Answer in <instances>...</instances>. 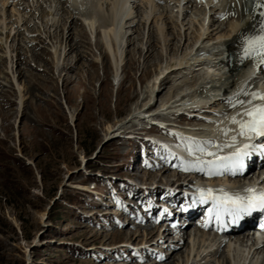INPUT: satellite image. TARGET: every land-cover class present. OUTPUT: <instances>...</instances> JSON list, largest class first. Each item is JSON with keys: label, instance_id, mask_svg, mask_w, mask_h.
I'll list each match as a JSON object with an SVG mask.
<instances>
[{"label": "rangeland", "instance_id": "obj_1", "mask_svg": "<svg viewBox=\"0 0 264 264\" xmlns=\"http://www.w3.org/2000/svg\"><path fill=\"white\" fill-rule=\"evenodd\" d=\"M64 1L61 7L57 0H16L0 10V102L11 104L0 106V264L263 263V253L250 261L251 247L239 239L215 246L201 215L186 225L192 227L184 241L164 237L173 228L163 220L165 207L190 186L226 182L170 163L156 142L175 138L155 126L164 122L169 130L210 139L220 122L239 113L230 107L247 80L230 92L213 91L228 74L214 62L194 66L200 53L193 48L223 49L219 44L248 14L227 18V12L249 3L180 0L178 7V0H128L125 8L117 5L124 16L116 44L96 16L115 0H100L91 21L83 7ZM101 32L107 33L102 47ZM69 33L77 50L64 58ZM253 65L242 67L241 76L263 89L264 75ZM195 85L207 88L204 97L192 99ZM182 95L190 104L180 105ZM166 164L171 169L162 181L147 179Z\"/></svg>", "mask_w": 264, "mask_h": 264}, {"label": "bare ground", "instance_id": "obj_2", "mask_svg": "<svg viewBox=\"0 0 264 264\" xmlns=\"http://www.w3.org/2000/svg\"><path fill=\"white\" fill-rule=\"evenodd\" d=\"M15 1L16 0H4L1 3V6H2L1 8L3 9L5 7V5H7L8 3H9L8 5H11ZM57 1H58L57 6L58 5H61V7L66 6V3H65L64 0H57ZM71 1H72L71 4L73 6H75V7H77V6L83 7V11H84L83 16H84L85 19H87L89 21H91V19L94 18L93 17V14L95 13L94 10L97 11L96 13L98 14V12H99L97 10L98 7L99 6L102 7V5H103V3L100 2V0H71ZM127 1L128 0H124L123 3L122 2L120 3V1L115 0L114 4H112L110 6V8L108 7L109 10L107 11V13L103 14V13L100 12L98 15H96V16L99 17L100 23L103 25L102 27L105 28L106 30H108L110 32V33H108V38H109V40H110L111 43L118 44L117 42H118L119 39L117 37V34L115 32V29H117L116 27H117V24L120 22L119 20H121V18H123V17H121L123 13L121 15H120V13H118V11H120V9H119L118 6L119 5H122L123 6L124 3L127 2ZM187 1L188 0H185V3L184 4H187L188 5L189 2L186 3ZM208 1H212L213 2V0H208ZM217 1H219V2L221 1L222 2L224 0H217ZM217 1H214V2H217ZM227 1L229 2V0H227ZM179 2H180V0H178V5H177L178 7H179ZM55 3H56V1H55ZM247 3H249V5H248L247 8L244 7V8H241L242 10H239L238 11L237 7H235L236 11L233 9V10L229 11V13L227 12V14H226L227 15V18L229 16H233L234 18L235 17L236 18H240V17H242V11L243 12L247 11L248 14H247V17L246 18L244 17L245 19H244L243 23L240 26H236L235 28L232 29V32H233L232 36L230 38L228 37L229 39H227L224 42H222L221 44H219V45H222L223 46V49H219L218 47H213V46L212 47L205 46V45L204 46H201V44L198 45L197 47L194 46V48H193V50L195 49V52H198L199 51V53H200L199 54L200 57L198 56L197 58L196 57L194 58V61L195 62L196 61H199L198 63H195V65L193 64L194 66H200V65H202V66H207L208 67V65H210L211 63L212 64L215 63L218 67H220V69H223V70L225 69V71H223L224 74H228V75H225L226 76L225 79L223 78V80L221 81L220 84H218V86H216L215 84H212L213 81H214L213 78H210L211 80H209V78H207V80H209V81H206L205 80V83H211L212 84L210 86V88L212 87L213 88V91L214 90H216L217 92H220L221 91L222 93H224V92H230V91H232V90H234V89L237 88V86L240 84V81L242 79L247 80L243 84L244 87H242V88L240 87L242 90L239 92L238 97L241 96L242 98L239 101H248V100L251 99V95L250 96H248V95L245 96V94H246V92L248 90H251L253 88V86H254V80L252 81L251 79H248V77H249L248 74L246 75L247 78H244L245 76L244 75L241 76V74H244V70H245V69L243 70L242 67H245V66L248 67V65L250 66L251 64H253L255 62L257 56L253 55L251 58H246L245 57L244 52H243V48H242V45H241V42L238 39V35L240 33H242V32L250 31V25L253 24L254 18H255V20L258 21L260 19L259 13L260 12H264V0H249V1L246 0V4ZM256 4H260L261 7L257 8L255 6ZM96 5H98V7ZM123 7L125 8V6H123ZM123 16H124V14H123ZM71 20H74V18L70 19L69 22ZM69 22H68V25H69ZM106 35H107V33L104 34V32H101V34H99V38H100L99 40L101 41V47H102V45L105 46L107 44V42H106L107 41L106 40ZM71 39H72V34L69 33L68 36L65 39L68 42V44H67L68 50H67V54H65V57L64 58L68 57V55L70 53H72V52L75 53L76 50H77V46L75 44H71ZM204 40H206V39H204ZM208 41H210V39ZM119 45H120V43H119ZM199 48H200V50H198ZM109 50H110V48H109ZM109 53H111V52H109ZM21 54H22V52H21ZM108 54H106V53L103 54V58L105 57V59L108 60ZM213 56L215 57L214 58L215 61H214V59L213 60L211 59ZM204 57L205 58L207 57V58L205 59ZM34 58H35V60H38V61H41L42 60V57L39 56V55H36V57H34ZM208 58H210V59L208 60ZM203 59H205V60H203ZM178 64L179 63L175 64V66L176 67H179L180 65H178ZM65 65H67V64H65ZM70 68L71 67L68 68L69 71H70ZM162 72H163L162 74H165L166 69L165 70H162ZM245 73H247V72H245ZM258 73L259 74L260 73H263L264 74V69L261 68V67H259L258 68ZM201 80L204 81V78L203 79L201 78ZM66 82H68V80H66ZM195 87H196V85H195ZM206 89L205 88H199V86L196 87L195 90H194V92H193V94H192V95H194V96H192V99L194 97H198V96L199 97H204L203 94H204V91H206ZM256 92L257 93H264V88L261 89V90H257ZM186 97H187V95H182L181 96L180 100L178 101L180 103V105H183L184 106V104H190V103H188L186 101ZM232 100L235 101L234 99H232ZM215 101H213L212 103H215ZM229 102H230V104H232L231 101H229ZM253 103L256 104L255 101ZM0 104H1L0 106L2 107L1 109H5L6 107L11 106L10 102L4 101V99H2V102H0ZM235 105H236L235 107L232 106L230 108L231 109L232 108L233 109L234 108H237V110H238L239 113L236 114V115H234L233 117H235L237 121L246 120V117L242 116L241 113H243L245 111L244 108L247 107V105H245V106L242 107V106H240L239 103H236V102H235ZM166 109H172V108H171V106H168ZM145 112H150V111H146V109H145ZM231 121H232V118L230 117V120H228L227 124L228 123H231L230 124V127L232 126L230 128L231 129V132H230L229 135H227L226 137H223L221 139V140H224L226 142V143L224 142L223 145H229V144H231L233 142V137H235V141H238V140H241V139L244 138V137H242V136L239 135V131H240L239 125L237 123H232ZM220 123L222 124V122H220ZM220 123L218 124V126H220ZM185 134H191V133H185ZM160 142L161 141H157L156 143H160ZM213 145H215L214 142H213ZM157 146H159V145H157ZM230 149H232V147L216 146L215 145L212 150H208L206 152H213V153H216V155H219L220 153L222 154V153L228 152ZM178 152L181 153L182 152L181 149ZM208 156L209 155H201L199 152H196L194 154V157H195L194 159H192V160H189V159H184L183 160L182 159V165H180L178 168H179V170H181L182 172H185L186 174L188 172H189V174H193V176L200 175V176H204V177H207V178H208V176H214L213 170H212V167H211L210 164L203 163V164H201V166H198V164H192V163H190V162L196 161L197 160V157H199L201 160H203V161L206 162V160L204 159V157H208ZM217 162L220 163L219 161H217ZM222 165L224 167H227L228 166L227 164H222ZM189 166H191L189 168V170H187V171L182 170V169H184L186 167H189ZM169 169H171V168L168 166V164H166L163 168L157 170V172L160 173L159 175L150 174V175H148L149 177L147 179H149V178L151 179L152 177L153 178L156 177V178H159V181H162V179L165 178V175H166V173L168 172ZM256 170H259L260 172L259 171H256ZM255 172H257V174H255ZM263 173H264V165L263 166H258V167L252 168L251 170H248V172H246L245 174H243V173L232 174L231 172H229V173H226V177H227V179H228L229 182L232 181L231 183H229L230 185L246 187L247 185H252V186L256 185L257 181L260 179V176ZM215 176H218V174L215 175ZM186 177H188L190 180H192V178H193L192 176H189V175L186 176ZM190 180H189V182H190ZM244 183H246V184L244 185ZM261 183L262 182L258 183L257 185L259 186V184L261 185ZM226 184H228V182H226ZM164 200H166V199L164 198ZM211 205H212L211 208H214V202L213 201H211ZM206 207H207L206 204H202V208L200 209V204H199L198 207H197V209H196L197 212L195 214L189 215V216L194 215V217H192L191 220L188 223H193L194 221H196V219L198 220V218H196L197 215H199V216L201 215V214H198V212L201 211L203 208L206 209ZM210 214H211V212L209 211V216H210ZM179 217H180V219H182L183 222L186 221V217L184 216V214H179ZM188 223H186V225H192V224H188ZM186 225L184 227L177 226V227H175L176 229H174V227L173 228H170V226H168V228L164 231V237H169V236H172V234H173V236L176 235V236L179 237V239L181 241L182 240L184 241L186 237L188 238V236H187L188 234L187 233H188V231L192 227V226H189L187 228V230H186V228H185ZM206 225H205V228H206ZM249 237L250 236H248V233H246L245 230L244 231H242V230H236V231H233L232 234L229 235V237L227 239L228 240L239 239V241H240L239 242V245L240 246H245V245L247 246L248 245V247H251L250 249H248L249 250L248 255L251 253V255H250L251 257H250L249 260L250 261L251 260L253 261L254 258L257 257V255H260L262 253L264 254V240L260 244H258L256 242V240L250 243ZM214 238L213 239H214L215 246L224 247L227 244V242H224V240L222 238H217V239H216V237H214ZM162 239H164V238H162ZM235 243H237V242L235 241ZM261 260L262 259H260V260L257 259V263L260 262ZM260 264H264V261H263V263H260Z\"/></svg>", "mask_w": 264, "mask_h": 264}, {"label": "snow or ice", "instance_id": "obj_3", "mask_svg": "<svg viewBox=\"0 0 264 264\" xmlns=\"http://www.w3.org/2000/svg\"><path fill=\"white\" fill-rule=\"evenodd\" d=\"M257 8L261 7L260 4L255 5ZM260 19L257 21L254 18V22L250 25V31L242 32L238 35V39L241 42L243 52L246 58H251L253 55L260 58L261 63H264V12L259 13ZM256 100L264 101V93L253 92L251 99L248 101H238L240 106H245V111L241 113L242 116L247 117L246 120L237 121L235 117L232 118V123L239 125V135L252 139L255 137H264V103L254 104ZM236 105L233 104V107ZM215 146V145H213ZM235 137H233L232 144L225 145V147H234ZM249 147L245 145V149ZM193 152H199L201 155L213 156V161L205 162L197 157L196 163H215L219 161L221 164H239L240 158L246 155V151L237 149L231 156L220 157L216 153L206 152L204 147L196 146ZM191 166L182 170H189ZM223 194L219 196H213L212 190H208L205 197L204 192H201L202 202H207L211 199L214 202V208L212 211L216 213V219L219 220L222 214L239 216L243 213L251 212L257 208L264 209V193H256L254 189H246L249 193L247 197L243 196H230L220 190Z\"/></svg>", "mask_w": 264, "mask_h": 264}]
</instances>
